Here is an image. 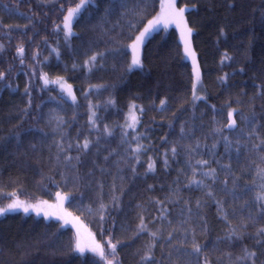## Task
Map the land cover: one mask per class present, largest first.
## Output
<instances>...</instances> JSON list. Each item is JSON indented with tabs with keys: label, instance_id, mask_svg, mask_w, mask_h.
<instances>
[{
	"label": "trees",
	"instance_id": "1",
	"mask_svg": "<svg viewBox=\"0 0 264 264\" xmlns=\"http://www.w3.org/2000/svg\"><path fill=\"white\" fill-rule=\"evenodd\" d=\"M164 1L86 0L66 36L81 0H0V207L61 208L59 193L105 251H76L65 214L13 211L0 264H264V0H176L199 100L175 27L146 38L130 69ZM131 105L137 142L123 129Z\"/></svg>",
	"mask_w": 264,
	"mask_h": 264
},
{
	"label": "snow or ice",
	"instance_id": "2",
	"mask_svg": "<svg viewBox=\"0 0 264 264\" xmlns=\"http://www.w3.org/2000/svg\"><path fill=\"white\" fill-rule=\"evenodd\" d=\"M86 0H81V2L79 4L76 5L75 8H70L68 10V14L64 17V30H65V35L69 36L71 35V22L73 17L79 13L80 9L84 6ZM184 12L185 9L184 8H180L177 9L175 6V0H165V2H163L161 4V12L158 14L157 17H155L153 20H150L148 23V26L144 29L143 32H141V34L139 36H137L135 42L131 45L132 49H133V57H132V61H131V65L130 68L135 66L138 67L140 66V59H139V55H138V48L140 43L143 41V38L145 37V35L147 33H149L153 28H155L157 25H163L165 28L170 24V23H175L176 26L178 28L181 29L182 32V37L188 35L191 33V29L187 27V24L184 22ZM186 47H185V52L186 54L192 55L194 58V53H191L190 47L188 45L187 40L185 41ZM18 53L22 54L23 53V48H18L17 49ZM91 59H95V57H92ZM196 72V79H199V73L198 70H195ZM3 74L0 73V77H2ZM42 79H45V83H48L47 79L45 77H41ZM56 82V81H54ZM62 87H64V85L62 84ZM193 88H196V84H193ZM65 91L67 92V94L69 96L72 97V99L74 100L75 97L72 95V90H71V86H67L65 88ZM164 101H161V104H163ZM133 108L134 106H130V113H131V123L128 124V127H135V124L138 122L135 113L133 112ZM233 113L230 111L228 113V118H229V127L234 126L235 121L232 119ZM88 146V142L85 141L84 147L87 148ZM138 150V149H137ZM175 151V150H173ZM206 163V162H204ZM153 168V165L150 163L149 164V170H151ZM57 196L60 197V194L57 193ZM260 199H264V195H261L259 197ZM61 199H63L61 197ZM47 202H43V204H46ZM42 204H36V205H25L23 204V202L21 201H13L11 204L8 205V207L6 209H0V215L4 214L6 211H10V210H15L17 208H22L24 212H28L29 209L31 208L32 210L37 212V215L40 214V212L42 211ZM45 218L48 217L49 213L45 212L44 213ZM62 218V217H61ZM68 220H65V223H68ZM73 227H76V225L74 224ZM143 230V229H141ZM109 247L113 250V252L115 251V245H112L111 243H109ZM76 251L78 252H85V250L91 251L97 255H99V257L103 260L105 259V251L104 248L100 245L97 244L94 240L91 241L90 243H82L80 238H79V229L77 230V241H76V245H75ZM196 251H199V248L197 247L195 249ZM107 264H112L111 261H108Z\"/></svg>",
	"mask_w": 264,
	"mask_h": 264
},
{
	"label": "rangeland",
	"instance_id": "3",
	"mask_svg": "<svg viewBox=\"0 0 264 264\" xmlns=\"http://www.w3.org/2000/svg\"><path fill=\"white\" fill-rule=\"evenodd\" d=\"M175 6H176L177 9H180V8L186 9L185 7H179L177 5V3H176V0H175ZM160 12H161V10L159 11V13ZM158 14L155 17H157ZM184 22L187 24L186 18H185V12H184ZM147 26H148V24L139 32V34L137 36H139L141 34V32H143L144 29ZM168 27H175V29L178 31L179 39H180V42H181V45H182V51H183L184 59L187 60L189 62V64H190V66H191V71H192V75H193V84L194 83L196 84V88L195 89L193 88V98H194V100H199V99L202 98V90H201L202 89V75H201V70H200V65H199V61H198L197 55H196V53H195V51L193 49V46H192L191 33L186 35V36H184V37H182L181 29L178 28L175 23H170L166 28L161 24V25H157L149 33H147L145 35V37L143 38V41L146 38H148L156 30H158V29H168ZM187 27L189 28L188 24H187ZM186 40H187L188 45L190 47L191 53H194V58H193L192 55L186 54V52H185V47H186L185 41ZM143 41L140 43L139 48H138L139 57H140L141 46H142ZM132 57H133V49L131 47V61H132ZM130 65H131V63H130ZM133 68H135V66L131 67L130 69H133ZM195 70H198V73H199V79L198 80L196 79ZM131 106H134L133 112L135 113V116H136V118L138 120V111H139V109H137V107H135V105H131ZM129 123H131L130 108H129L128 112H127L126 119H125L124 124H123V129L125 130L126 133H128L130 131H131L130 133H133V136L130 138V141L137 142L138 141V140H136L137 137L134 134V131H135L136 126H137V123L135 124L134 128L128 127ZM134 150L136 152H139L140 151V146L139 145L135 146ZM61 197L63 198L61 208H59V203H58L57 199H54V200H51V201H46L47 202L46 204H43V202H45L43 200L37 201V202H31V201H27V200H23V199H14L13 201L18 200V201L23 202V204H25V205L42 204L43 205L42 211L40 212L39 215H44L45 212H48L49 213L48 216L53 214V215L57 216L59 220L61 219L62 222L64 220V218H61L62 214H65L67 216L68 220H69V224L64 223V222L63 223L71 226L75 230L76 236H77V230L79 229V238H80L82 243H90L93 240L97 243V241L95 239L96 238L95 235H93V233L86 226H84L83 223L79 219H77L75 216L71 215L63 207V203L66 202L67 198L65 196H63V195H60L58 200H60ZM13 201H10L9 203L5 204L3 207H0V209H6L8 207V205L11 204ZM13 211H19V212H23V213H32V214H36L37 215V212L32 210L31 208L29 209L28 212H24L22 208H17L15 210H10V211H6V212H13ZM74 224L76 225V227H73Z\"/></svg>",
	"mask_w": 264,
	"mask_h": 264
}]
</instances>
